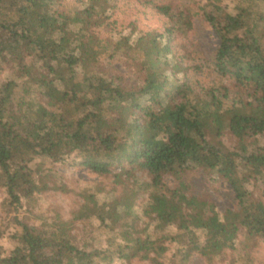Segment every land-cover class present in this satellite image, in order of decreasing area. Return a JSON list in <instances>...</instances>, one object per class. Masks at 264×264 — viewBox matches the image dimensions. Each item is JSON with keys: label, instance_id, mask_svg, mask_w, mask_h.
Wrapping results in <instances>:
<instances>
[{"label": "trees", "instance_id": "1", "mask_svg": "<svg viewBox=\"0 0 264 264\" xmlns=\"http://www.w3.org/2000/svg\"><path fill=\"white\" fill-rule=\"evenodd\" d=\"M118 1L74 0L68 7L67 0H0V61L9 69L0 78L3 203L31 200L40 189L37 157L74 156L122 188L110 198L99 182L75 201L87 211L75 208L67 220L56 214L34 225L16 217L19 246L8 254L0 247V264H189L194 255L212 263L264 239V0H243L234 13L210 3L194 11L171 0H140L167 22L163 31H139L132 40L112 33ZM195 15L219 36L208 70L200 52L179 41ZM116 59L139 80L112 73ZM181 72L188 79L181 81ZM212 72L216 79L204 86L197 73ZM21 83L27 86L16 100ZM34 84L47 105L26 100ZM188 171L223 176L240 210L222 213L191 194L181 179ZM169 175L178 177L175 186L167 184ZM258 182L254 198L250 185ZM141 193L143 213L135 208ZM88 217L112 233L105 245L82 246L73 235L76 222Z\"/></svg>", "mask_w": 264, "mask_h": 264}, {"label": "rangeland", "instance_id": "2", "mask_svg": "<svg viewBox=\"0 0 264 264\" xmlns=\"http://www.w3.org/2000/svg\"><path fill=\"white\" fill-rule=\"evenodd\" d=\"M156 1H170V0H156ZM175 6L190 7L192 10H196L197 6L211 4L213 8L220 6L221 9L227 12H236L238 7L242 4L243 0H171ZM69 2L68 7L73 5L74 0H67ZM211 5H206L208 8ZM212 8V6H211ZM212 8V9H213ZM118 22L113 30V35H123L134 39L139 31L159 30L163 31L167 22V19L154 10L149 4L141 2L140 0H119L116 9V15L114 16ZM111 34V33H110ZM109 35L108 31L102 30V36ZM180 42L188 41V50L192 52L198 50L200 55L193 53L192 57H199L200 63H202L207 69L211 64L212 53L219 45V36L211 24L206 21L201 15H195L194 27L188 32L187 35H182L179 39ZM193 45V46H192ZM180 53L184 54L185 50L180 48ZM204 57V58H203ZM192 62V60H191ZM108 61L105 62L106 68L109 67ZM112 73L115 71L121 72L125 75L127 80L138 81V77L123 65L122 60H114L112 62ZM208 70V69H207ZM193 73V71H190ZM202 77L204 86H208L210 81L216 79L215 73L203 74L197 73ZM9 76V69L5 63L0 61V78L7 79ZM181 81L186 80L187 76L184 72L178 74ZM188 79V78H187ZM27 84L21 83L16 90V100L23 95V87ZM38 84L31 85V90L27 94L26 100H36L42 105L48 104V99H40L35 90H38ZM39 97V98H38ZM222 140L229 147L233 146L232 136L225 131ZM37 181L40 184V189L34 193L31 200L22 198L20 202L13 203L7 206L3 203L6 198L4 177L0 173V230L3 234L0 235V247L5 254L10 253L16 249L19 244L12 234L19 229L16 223V217L20 219L28 218V221L34 225H40L44 222L51 223L52 217L59 214L63 220H67L72 216L73 210L87 211V206L76 205V199H80L83 202L84 196L89 193H94L99 182L104 183L108 190H111L109 197L112 198L115 194L120 193L122 188L120 185H116L115 178L102 177L97 173L91 171L84 165L79 163V159H74V156L67 157L60 162H52L43 157H37L32 162ZM47 172H51L52 178L47 181L44 179V175ZM144 177V176H143ZM122 178L124 176L122 175ZM138 178V175H137ZM142 179V177H140ZM181 179L189 184L190 193L203 197L210 201L217 209L222 213L229 211H239L240 207L236 194L228 181L221 175L216 173H204L203 171H188L181 174ZM166 182L170 186H175L178 177L167 176ZM57 185H65L70 190V193L53 189V183ZM254 198L260 197V184L250 185ZM146 193H141L137 197L135 208L143 213L145 210ZM148 218V217H146ZM77 228L73 230V235L77 236L79 244H90L91 247H99L106 244V238L112 233L109 229L102 227L94 218H86L85 221L76 222ZM116 234V233H115ZM252 250L245 251L243 246H239L235 252H228L223 257L215 259L212 263L205 261V259L199 255H194L189 264H264V239H259L254 242H250ZM252 251V252H251ZM249 252L253 254V257L249 255ZM252 257V259H249ZM116 264H123L118 262ZM125 264V263H124ZM129 264H149L147 261L134 260ZM165 264H171L170 261H166Z\"/></svg>", "mask_w": 264, "mask_h": 264}]
</instances>
